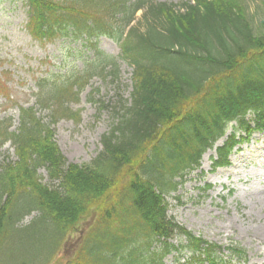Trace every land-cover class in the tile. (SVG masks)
Returning <instances> with one entry per match:
<instances>
[{"label":"trees","instance_id":"trees-1","mask_svg":"<svg viewBox=\"0 0 264 264\" xmlns=\"http://www.w3.org/2000/svg\"><path fill=\"white\" fill-rule=\"evenodd\" d=\"M24 1L33 39L70 37L93 55L78 71L36 81L37 104L54 111L48 122L34 107H20L18 128L0 126V146L10 142L16 155L0 162V264L4 251L8 264H165L173 251L189 252L177 264H235L245 252L227 246L225 259L222 245L168 215L166 195L208 149L217 152L213 169L228 166L238 144L264 132V21L253 25L244 0ZM101 36L118 41L133 66L132 91L113 106L102 150L77 164L60 151L52 125L71 115L65 103L94 76L119 80L118 61L98 46ZM40 168L52 184L42 182ZM89 215L74 253L58 258ZM174 234L186 243H171Z\"/></svg>","mask_w":264,"mask_h":264},{"label":"rangeland","instance_id":"rangeland-1","mask_svg":"<svg viewBox=\"0 0 264 264\" xmlns=\"http://www.w3.org/2000/svg\"><path fill=\"white\" fill-rule=\"evenodd\" d=\"M181 5L187 0H154ZM253 25L259 28L264 21V0H244ZM27 6L24 0H0V126L19 127V108L34 107L38 116L48 122L54 111L37 104L36 81L49 74L78 71L83 60L93 50L81 40L59 37L41 43L26 29ZM141 12L138 13L139 21ZM138 23V22H137ZM98 46L119 63L120 78L94 76L71 97L65 107L71 115L57 118L52 125L54 138L62 154L73 163H90L102 150L101 137L115 122L113 106L119 97L130 99L133 66L121 57L120 43L109 36H101ZM60 76V75H59ZM74 112V113H73ZM235 124V123H234ZM232 131L229 127L228 133ZM223 139L215 145H221ZM5 156L16 158L14 147L8 142L0 146V162ZM215 149H208L201 165L186 177L177 192L166 195L168 215L179 224L210 242L223 246L221 255L229 259L227 246L244 251L243 258L233 257L236 264H264V132H255L246 138L230 156L231 164L213 169ZM43 183L52 184L45 168L39 169ZM211 184L209 189H204ZM177 196V197H176ZM34 213L26 216L28 223ZM92 215L85 217L61 247L58 258L71 256L82 232L92 223ZM171 243L185 244L184 236L174 234ZM189 252L168 254L165 264L183 261ZM3 264H8L4 251Z\"/></svg>","mask_w":264,"mask_h":264}]
</instances>
